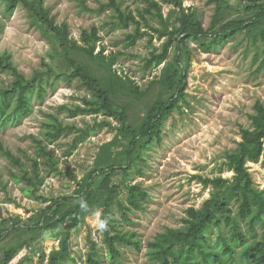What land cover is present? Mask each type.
I'll use <instances>...</instances> for the list:
<instances>
[{"label": "trees", "instance_id": "16d2710c", "mask_svg": "<svg viewBox=\"0 0 264 264\" xmlns=\"http://www.w3.org/2000/svg\"><path fill=\"white\" fill-rule=\"evenodd\" d=\"M1 1L8 15L22 6L30 23L51 45L52 52L49 60L42 59L40 67L29 76L16 67L8 52L0 53V72L9 75L8 82H0V129L21 123L31 113L33 99L42 102L44 94L49 88L55 89L57 82L70 84L73 79L90 95L73 107L59 105L58 111L69 117L102 114L114 118L119 127L114 137L101 145L93 169L78 183L74 193L57 197L38 193L43 171L60 173L59 158L48 145L62 135L75 133L66 151L70 154L89 132L104 126L105 120L78 127L64 123L58 113H46L40 135H28L35 148L33 156L26 155L28 162L0 142V155L17 168L9 170L12 180L22 182L27 196L45 203L28 218L30 223L18 215L0 221V240L8 239L1 250L0 264H9L23 249L30 250L42 232L59 227L58 247L49 253L42 251L40 261L79 264L70 255V235L93 208L100 210L98 230L105 253L92 240L85 264H123L121 247L140 250L141 243L136 233L125 230L122 223L130 224V213L142 209L149 196L139 182H129L130 171L134 168L142 174L139 161H144L143 152L160 140L164 121L180 108V101H186L189 42L196 41L201 51L210 52L243 33L257 48L261 43L264 50V0H207L214 9L207 28L197 10L183 6L181 0H141L144 6L136 7L135 11L122 9L117 0L99 3L94 8L86 0H76L80 11L96 13L112 9L111 23L122 28L131 26L122 39L124 48L134 46L144 36L150 41L153 37L162 40L159 48L142 58L141 69L149 73L163 64L145 89L113 67L121 51L106 54L103 45L95 51L101 40L96 26L83 29L77 40L70 35L68 23L56 22L44 0ZM163 3L172 5L167 15L162 12ZM2 30L0 21V34ZM170 51H173L171 58ZM263 68L264 56L256 72ZM148 94L153 99L144 115L136 123L131 121L130 100H140ZM249 119L250 127H240V140L224 153L219 166L221 171H230L232 175H193L202 188L210 189V196L200 207L186 209L180 227H166L148 241L146 264H264V191L256 187L247 166L249 162H259L264 154L263 102L255 101ZM117 174L120 178L116 181ZM114 206L120 219L114 215ZM242 223L251 233L250 239ZM211 232H215L213 240Z\"/></svg>", "mask_w": 264, "mask_h": 264}, {"label": "rangeland", "instance_id": "374dc122", "mask_svg": "<svg viewBox=\"0 0 264 264\" xmlns=\"http://www.w3.org/2000/svg\"><path fill=\"white\" fill-rule=\"evenodd\" d=\"M117 1L122 9L132 11L138 6H144L141 0ZM181 1L183 6L197 10L205 28L209 26L214 10L213 4H209L207 0ZM86 2L94 8L99 3H107L108 0ZM44 4L57 23H68L70 35L77 40L83 29L96 26L101 40L97 43L95 51L97 52L102 45L106 54L121 51L122 55L113 67L118 73L130 76L143 89L150 79L159 74L163 64L150 73L143 71L141 65L142 58L159 48L162 40L153 37L150 41L144 36L138 39L134 46L124 48L122 39L132 27L122 28L111 23L114 19L112 9L86 13L78 9L76 0H44ZM162 5V12L167 15L172 5L166 3ZM0 21L3 24L0 53L8 52L16 67L26 76L40 67L42 59L49 60L52 47L39 29L30 23L22 6H18L8 15L4 12V3L0 0ZM151 22L155 23L153 20ZM149 32L151 33L150 30ZM189 48L191 60L185 89L186 101H180V108L175 109L164 121L160 140L143 152L144 161H139L142 174L140 175L134 168L130 171L129 182H139L148 191L149 196L142 209L130 213L132 222L122 223L125 230L136 233L141 243L140 250L128 246L121 247L120 259L123 264H146L148 241L166 227H180L186 209L191 206L200 207L210 196V189L202 188V185L194 180L193 175L208 177L219 174L225 177L232 175L230 171L219 169L224 153L233 149L240 140V127H250L249 114L253 113L255 101L264 103V68L256 72L264 56L261 43L257 48L240 33L210 52L201 51L196 41L192 40L189 42ZM172 55L173 51H170L169 58ZM8 81L9 75L0 72V82ZM89 95L76 79L70 84L59 81L55 89L47 90L42 102L33 99V109L21 123L9 124L0 129V142L27 161L26 155L33 156L35 149L28 135H40L41 122L45 119L46 113H58L64 123L78 127L105 120L104 126L96 127L94 132H89L70 154L66 151L75 133L62 135L48 145L59 158L60 173L42 172L44 179L38 193L45 197L73 194L78 183L93 169L101 145L110 141L117 133L119 124L112 117H105L102 114L69 117L66 112L58 111L59 105L67 104L73 107L82 104V98ZM152 99L151 94L140 100L132 98L128 111L130 120L138 122ZM247 166L256 187L264 191V154L259 162H249ZM10 169L17 170L0 155V181L5 185L4 188L0 182V221L18 215L25 223H30L28 218L36 214L45 203L27 196L22 190V182H15L10 177ZM119 178L120 174L114 175V180L117 181ZM232 207L236 212V205ZM113 211L119 218L115 206ZM99 214V209H91L71 232L70 255L79 264H85L92 240L105 253L98 230ZM242 227L250 239L251 233L244 223ZM60 231L59 227L42 232L30 250L28 248L21 250L9 264H46L45 260L40 261V254L42 251L49 253L58 247L56 236ZM257 231L259 232L260 228ZM210 237L213 240L215 232H211ZM7 242V238L0 240V255ZM22 257L25 259L17 263ZM66 264L73 263L70 261Z\"/></svg>", "mask_w": 264, "mask_h": 264}]
</instances>
